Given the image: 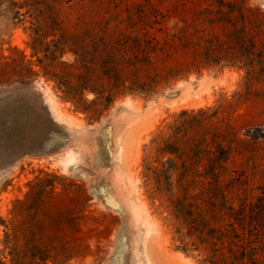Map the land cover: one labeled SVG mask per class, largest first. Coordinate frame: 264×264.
<instances>
[{
    "label": "rangeland",
    "instance_id": "374dc122",
    "mask_svg": "<svg viewBox=\"0 0 264 264\" xmlns=\"http://www.w3.org/2000/svg\"><path fill=\"white\" fill-rule=\"evenodd\" d=\"M195 1L0 0V264H201L145 176L169 156L153 140L183 110L184 141L170 156L193 164L195 179L222 160L221 179L237 184L232 202H255L264 187V17L255 7L264 12V0H234L250 7L242 36L188 33L181 7ZM214 36L241 61L190 63L178 41L205 46ZM152 37L179 48L145 64L136 39ZM255 53L262 61L248 76ZM184 172L171 176L174 193ZM253 225L261 254L264 233Z\"/></svg>",
    "mask_w": 264,
    "mask_h": 264
},
{
    "label": "trees",
    "instance_id": "16d2710c",
    "mask_svg": "<svg viewBox=\"0 0 264 264\" xmlns=\"http://www.w3.org/2000/svg\"><path fill=\"white\" fill-rule=\"evenodd\" d=\"M206 0H196L190 5H182L183 12L187 21L188 33H236L241 35L247 33L249 27L246 23L247 11L250 7L245 8L239 2L234 0H216V3L202 4ZM255 10L264 17V12L255 7ZM216 29V30H215ZM219 30V31H218ZM236 37L238 40L237 36ZM154 40V41H153ZM205 46L200 42V37L188 39L180 38V48L187 53L190 52L191 62L197 59L207 58L209 63H219L221 60L226 62H240L241 59L219 36L205 38ZM137 45L144 54V60L148 61L153 57H159V60L166 61L172 58L170 47L179 48L177 42L169 44L166 41L160 42L155 37L143 41L136 39ZM153 41V43H152ZM242 45V43H239ZM238 45V46H240ZM153 55V56H151ZM233 57H230L232 56ZM248 57L246 73L251 76L255 72V65L261 63L262 59ZM233 60V61H232ZM180 115H189L186 110L178 114L173 122L167 125L166 131L160 133L153 140L160 151L169 154L162 167L146 166L147 180H153V190L166 195V207L175 220V230L179 240L185 248L198 251L201 256V264H261L264 263V253L259 254L257 230H254L253 222L255 220L262 226L264 233V187L261 188L260 195L255 202L251 200L240 199L238 204H234L229 194L237 184L224 182L221 179V173L218 169L222 167V160L229 158V152L225 149L219 140L216 139V146L220 148L221 163H216L217 167L212 164H205L204 175L200 179L189 177L196 170L193 164L181 159L179 165L175 158L170 155L176 154L179 142H183L185 128L183 124L186 118L181 119ZM218 134V133H217ZM218 138V135H216ZM210 151L204 149V151ZM219 160V161H220ZM170 161L171 166H166ZM216 160V162H219ZM181 169V170H180ZM186 169L188 171H186ZM183 175V179L175 181L177 186L174 193L172 174L178 173ZM189 172V173H188ZM188 173V174H187ZM178 174V175H179ZM235 178H230L232 181ZM164 184L170 186L169 189L163 188ZM201 186L199 193L192 194ZM207 196H203L205 194ZM201 195L195 201H189L187 196ZM260 215L259 220L255 218ZM263 224V225H262ZM259 248V249H258ZM188 250V249H187Z\"/></svg>",
    "mask_w": 264,
    "mask_h": 264
}]
</instances>
